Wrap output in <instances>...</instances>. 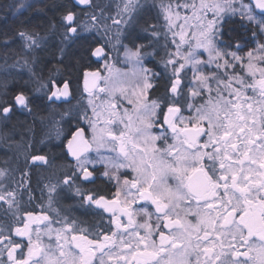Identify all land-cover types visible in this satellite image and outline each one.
<instances>
[{
  "label": "snow or ice",
  "instance_id": "obj_1",
  "mask_svg": "<svg viewBox=\"0 0 264 264\" xmlns=\"http://www.w3.org/2000/svg\"><path fill=\"white\" fill-rule=\"evenodd\" d=\"M0 9V264H264V0Z\"/></svg>",
  "mask_w": 264,
  "mask_h": 264
},
{
  "label": "flooded vegetation",
  "instance_id": "obj_2",
  "mask_svg": "<svg viewBox=\"0 0 264 264\" xmlns=\"http://www.w3.org/2000/svg\"><path fill=\"white\" fill-rule=\"evenodd\" d=\"M40 112H41L42 114H45V112H44L43 110H41ZM22 114H23V113H22ZM16 120H17L18 122H20L18 126L22 129V128L24 127L25 123H27V124H31V123L33 122V117H32V116H29V118H25V117H22L21 114H18V116L16 117ZM35 121L37 122V120H35ZM45 123L47 124L46 121H45ZM36 125H37V123H36ZM42 128H43L42 125H41V128H40V129H37V126H36V131H37V134H38V135L41 134ZM18 138H19V135H17V139H18Z\"/></svg>",
  "mask_w": 264,
  "mask_h": 264
},
{
  "label": "rangeland",
  "instance_id": "obj_3",
  "mask_svg": "<svg viewBox=\"0 0 264 264\" xmlns=\"http://www.w3.org/2000/svg\"><path fill=\"white\" fill-rule=\"evenodd\" d=\"M45 112V111H44ZM22 115V117H25V118H29V116L27 115V114H21ZM37 116L35 117V120H37V129H40L41 128V124H40V117L41 116H43V117H45L46 119H45V121L48 123V120H47V117H48V113L47 112H45V114H42L40 111H39V114H38V112H37V114H36ZM38 135V134H37Z\"/></svg>",
  "mask_w": 264,
  "mask_h": 264
},
{
  "label": "trees",
  "instance_id": "obj_4",
  "mask_svg": "<svg viewBox=\"0 0 264 264\" xmlns=\"http://www.w3.org/2000/svg\"><path fill=\"white\" fill-rule=\"evenodd\" d=\"M10 2V0H0V4H4V3H8ZM5 15H7L9 17V21L11 20V14L6 12V10L4 9H0V26L3 25L4 21L2 19V17H4ZM39 114V111H38Z\"/></svg>",
  "mask_w": 264,
  "mask_h": 264
},
{
  "label": "bare ground",
  "instance_id": "obj_5",
  "mask_svg": "<svg viewBox=\"0 0 264 264\" xmlns=\"http://www.w3.org/2000/svg\"><path fill=\"white\" fill-rule=\"evenodd\" d=\"M37 116V115H36Z\"/></svg>",
  "mask_w": 264,
  "mask_h": 264
}]
</instances>
